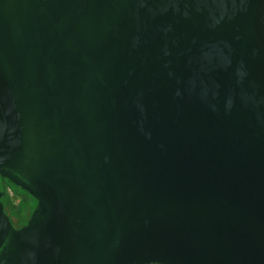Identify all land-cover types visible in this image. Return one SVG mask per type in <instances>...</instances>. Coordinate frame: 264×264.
Returning a JSON list of instances; mask_svg holds the SVG:
<instances>
[{
  "label": "water",
  "instance_id": "95a60500",
  "mask_svg": "<svg viewBox=\"0 0 264 264\" xmlns=\"http://www.w3.org/2000/svg\"><path fill=\"white\" fill-rule=\"evenodd\" d=\"M0 177V264H264V0H0Z\"/></svg>",
  "mask_w": 264,
  "mask_h": 264
},
{
  "label": "trees",
  "instance_id": "16d2710c",
  "mask_svg": "<svg viewBox=\"0 0 264 264\" xmlns=\"http://www.w3.org/2000/svg\"><path fill=\"white\" fill-rule=\"evenodd\" d=\"M8 190L11 191V194L8 193ZM0 191L2 192L0 200L3 204L4 212L8 215L13 225L18 224L19 227L25 225L35 209L36 200L26 191L2 177H0Z\"/></svg>",
  "mask_w": 264,
  "mask_h": 264
},
{
  "label": "flooded vegetation",
  "instance_id": "af4514ba",
  "mask_svg": "<svg viewBox=\"0 0 264 264\" xmlns=\"http://www.w3.org/2000/svg\"><path fill=\"white\" fill-rule=\"evenodd\" d=\"M15 227H16V228H18V227H19V225H18V224H15Z\"/></svg>",
  "mask_w": 264,
  "mask_h": 264
},
{
  "label": "built area",
  "instance_id": "2783aa9c",
  "mask_svg": "<svg viewBox=\"0 0 264 264\" xmlns=\"http://www.w3.org/2000/svg\"><path fill=\"white\" fill-rule=\"evenodd\" d=\"M8 193L11 194V191L8 190Z\"/></svg>",
  "mask_w": 264,
  "mask_h": 264
},
{
  "label": "rangeland",
  "instance_id": "374dc122",
  "mask_svg": "<svg viewBox=\"0 0 264 264\" xmlns=\"http://www.w3.org/2000/svg\"><path fill=\"white\" fill-rule=\"evenodd\" d=\"M15 203H17V201H15Z\"/></svg>",
  "mask_w": 264,
  "mask_h": 264
}]
</instances>
